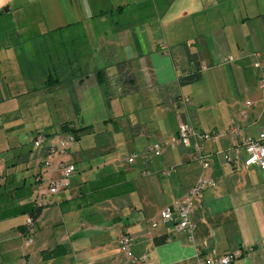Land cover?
<instances>
[{
  "label": "crops",
  "instance_id": "obj_1",
  "mask_svg": "<svg viewBox=\"0 0 264 264\" xmlns=\"http://www.w3.org/2000/svg\"><path fill=\"white\" fill-rule=\"evenodd\" d=\"M76 5H0V264H132L123 234L142 264L236 250L231 264H264V172L243 166L241 146L264 132V0ZM182 124L199 133L236 124L240 133L145 154ZM69 133L75 144L46 166L49 146ZM63 163L75 169L69 187L36 207L35 180L59 178ZM201 178L214 187L203 190L192 235L152 228Z\"/></svg>",
  "mask_w": 264,
  "mask_h": 264
},
{
  "label": "built area",
  "instance_id": "obj_2",
  "mask_svg": "<svg viewBox=\"0 0 264 264\" xmlns=\"http://www.w3.org/2000/svg\"><path fill=\"white\" fill-rule=\"evenodd\" d=\"M258 66L259 65L256 63L255 67ZM260 87L264 88V77L260 79ZM181 101L183 103H188L189 99L187 97H182ZM239 133L240 129L236 124H233L228 130L222 133H199L193 127L182 124L179 125L176 134L172 136L167 143L161 144L154 148L149 147L146 149L145 154L159 156L163 149L185 145L193 138L200 141H215L227 136L236 138L239 136ZM75 141V135L69 133L65 135L64 138L58 142V144L49 146L47 153L48 161L45 162V165L49 166L51 160L54 159L55 156L62 153L68 146L75 144ZM40 143L41 138H37V140L34 141L33 146L37 147L40 145ZM241 146L245 152V158L242 161L243 166L245 168L255 167L264 172V132L260 133L256 138H244L241 142ZM134 157V155H131L127 161L132 162ZM195 158L202 165L204 170L208 169V156L196 152ZM227 159L232 161L231 156L227 157ZM60 171L61 176L57 179L43 181L40 178H37L35 180L36 207H41L44 205L45 199L55 196L69 187L70 178L75 171L74 166L72 164L63 163L61 164ZM213 187V181L206 178H201L179 203L174 204L173 206H168L162 210L158 216V220L151 223V227L157 228L159 222L172 224V229L187 233L191 236L195 227L193 222V212L196 208L201 206L203 190ZM26 228L27 238L31 239L34 232V221L30 217L27 218ZM132 244L133 240L129 235L123 234L120 236L119 248L121 253L129 257L132 260V264H142V259L132 256ZM241 255L242 250H236L222 256H205L201 253H197V264H231Z\"/></svg>",
  "mask_w": 264,
  "mask_h": 264
},
{
  "label": "rangeland",
  "instance_id": "obj_3",
  "mask_svg": "<svg viewBox=\"0 0 264 264\" xmlns=\"http://www.w3.org/2000/svg\"><path fill=\"white\" fill-rule=\"evenodd\" d=\"M60 2H62V4L63 5H69V0H59ZM76 1H78V4L79 5H76V6H79V8L80 7H85V5H86V0H76ZM49 113H50V109H49V112L47 113V121L45 122V124L48 122V123H50L49 121V119H50V116H51V114L49 115ZM32 118H30V116H28V122L30 123V119H34V121H35V119H36V114H34V115H32L31 116ZM27 129V127L25 128V130ZM23 130V129H22ZM24 131V130H23Z\"/></svg>",
  "mask_w": 264,
  "mask_h": 264
},
{
  "label": "trees",
  "instance_id": "obj_4",
  "mask_svg": "<svg viewBox=\"0 0 264 264\" xmlns=\"http://www.w3.org/2000/svg\"><path fill=\"white\" fill-rule=\"evenodd\" d=\"M62 129H63V130H66V132H67V130H68V128H67L66 125H63V126H62ZM72 132H73V131L71 130V133H72ZM39 211H40L39 209H35V208L29 210V216L31 217L32 220H34V219L37 217ZM22 233H23V235H24L25 237L27 236V228H26V227L23 228Z\"/></svg>",
  "mask_w": 264,
  "mask_h": 264
},
{
  "label": "clouds",
  "instance_id": "obj_5",
  "mask_svg": "<svg viewBox=\"0 0 264 264\" xmlns=\"http://www.w3.org/2000/svg\"><path fill=\"white\" fill-rule=\"evenodd\" d=\"M5 2V0H0V5H2Z\"/></svg>",
  "mask_w": 264,
  "mask_h": 264
}]
</instances>
